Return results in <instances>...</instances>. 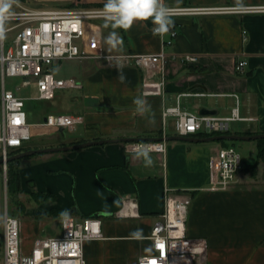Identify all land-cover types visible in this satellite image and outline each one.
Masks as SVG:
<instances>
[{
	"label": "crops",
	"instance_id": "0c3cea01",
	"mask_svg": "<svg viewBox=\"0 0 264 264\" xmlns=\"http://www.w3.org/2000/svg\"><path fill=\"white\" fill-rule=\"evenodd\" d=\"M36 1L55 8L91 7L107 2ZM164 3L225 6L264 4V0H164ZM171 18L179 35L173 45L165 48L166 52L192 54L198 59L193 63L171 59L163 77L153 80H145L144 73L134 64L115 59L119 55L156 54L163 50V39L153 34L151 18L134 21L128 30L113 29L111 22H87L81 49L92 56L77 60L75 76L65 78L81 84L72 89L80 92L74 101L81 112L76 116H81L83 123L77 129L64 130L69 135L61 136L62 143L53 146L110 138L176 136L177 129L172 133L168 128L169 118L176 125V117L163 116L166 108L174 106L196 114L207 108L220 118H231L236 110L238 118L228 121L229 134H264V14ZM112 32L118 34L116 44L108 42ZM240 60L248 63L243 71H236ZM89 97L95 98L97 105H86ZM137 99L145 103L137 105ZM139 107L143 112L137 110ZM2 115L0 101V118ZM189 137L208 135L201 130ZM126 143L48 153L29 159L27 164L20 160L23 192H31L27 189L28 182L35 192L51 195L39 210L31 213V219L21 218L27 252L46 229L47 236L57 233L49 227L51 221L60 220L62 225L64 217L73 210L71 216L76 220L90 216L102 220L103 238L84 244L90 264H138L141 256L154 252L150 236L154 224L161 219L164 190L169 187L191 194L187 231L190 237L207 239L208 264H264V161L258 159L257 144L250 148L255 151L254 160L243 161L235 183L229 189L216 190L211 185L212 158L219 148L233 141L171 140L166 141L165 154L130 153L126 151ZM128 198L137 200L139 217L118 215ZM52 208L64 214L43 216ZM137 230H142L139 238L133 236Z\"/></svg>",
	"mask_w": 264,
	"mask_h": 264
},
{
	"label": "built area",
	"instance_id": "2783aa9c",
	"mask_svg": "<svg viewBox=\"0 0 264 264\" xmlns=\"http://www.w3.org/2000/svg\"><path fill=\"white\" fill-rule=\"evenodd\" d=\"M17 9H9L0 23V101L3 108L0 120V164L5 175L8 159L35 137L72 129L83 123L81 116L72 114H48L39 122H31L26 109L27 100H54L56 92L65 88H79L81 84L73 78L56 76L53 66L63 60H83L91 57L81 49L86 37L87 22H109L104 16V6H74L64 8L30 7L21 0H13ZM171 17L227 14H264V4L225 6H167ZM7 22L12 25L6 27ZM155 26H152V30ZM14 32L12 44L6 47V36ZM179 30L173 25L163 37V50L156 54H127L115 59L124 64H134L145 76V80L161 78L169 60L178 59L193 63L198 57L192 54H170L166 47L173 45ZM160 36V35H159ZM112 59V57H108ZM246 60H240L236 71H243ZM10 77H22L16 89L7 87ZM163 82L160 84V86ZM36 87L32 96L20 94L22 89ZM164 118L176 117L178 135L192 136L204 130L208 136L226 134L228 121L238 118L234 110L231 118L214 115L201 116L183 112L179 106L166 108ZM126 151L166 153V141H135L125 145ZM241 153L233 145L218 149L212 158L211 185L216 190L229 189L242 169ZM164 210L151 232L154 252L141 256L138 264H208V241L203 237H190L187 231L189 207L192 196L187 191L169 187L164 190ZM122 217H139V204L135 198L123 202L118 212ZM3 264H90L85 257L87 240L103 238L102 220L98 216L76 220L71 215L64 217L62 234L38 237L27 252L22 238V219L10 214L6 207L3 229Z\"/></svg>",
	"mask_w": 264,
	"mask_h": 264
},
{
	"label": "rangeland",
	"instance_id": "374dc122",
	"mask_svg": "<svg viewBox=\"0 0 264 264\" xmlns=\"http://www.w3.org/2000/svg\"><path fill=\"white\" fill-rule=\"evenodd\" d=\"M23 4L27 6H41L42 8H55L45 5V3H40L36 0H21ZM97 0H81L83 3L87 2H93ZM38 2V4H36ZM40 4V5H39ZM44 5V6H43ZM18 7L16 5L11 4L10 9H17ZM12 25V22H7L6 27ZM15 36L14 32H9L6 36V47L12 44L13 38ZM1 47V45H0ZM79 64V61L77 60H63L61 62H58L54 65V73L58 77H74L75 72L74 70L77 69V66ZM24 78L22 77H10L7 78L6 84L8 88L16 89L17 86H20L22 83V80ZM36 93V87L31 86L26 89H22L20 94L25 96H32ZM80 92L77 89L72 88H65L62 90H58L56 92V97L54 100L45 101V100H27L26 101V109L29 113L30 121L31 122H39L42 117L48 115V114H68L72 113L75 115L81 114L80 110L78 109L76 102L74 101V98L79 94ZM2 119V116L0 120ZM79 128V126H74V129ZM168 128L169 131L172 133L176 132V125L175 121L171 120L169 118L168 120ZM71 129V128H70ZM70 129L68 131H70ZM70 132L64 131V134H54L47 133L46 135L42 137H35L33 140L28 141L25 143L22 149L30 150V149H38V148H44L53 146L56 144H61L59 138L63 139L61 136L65 135L68 136ZM256 141H236L232 143L234 147L241 153L243 161H253L255 157V151H251V146H256ZM58 146V145H57ZM48 153H37L35 155H31L25 158H22V164H27L29 159L32 158H39L47 155ZM54 154V153H51ZM8 173V172H7ZM27 189L31 192L33 190V186L28 184L26 182ZM47 200L45 201H36L31 197V194L21 192L11 193L8 188V176L5 175L4 170L0 167V264H3V239H4V215L6 212V207L8 208L10 214H15L20 216L24 219H31V213H35L34 211L39 210L40 206L45 204ZM49 227L54 228L57 230V233L55 235L60 236L62 225L60 220L51 221L49 224ZM52 235V234H51ZM54 235V234H53ZM47 236V229L46 233L41 235Z\"/></svg>",
	"mask_w": 264,
	"mask_h": 264
},
{
	"label": "clouds",
	"instance_id": "9594fccd",
	"mask_svg": "<svg viewBox=\"0 0 264 264\" xmlns=\"http://www.w3.org/2000/svg\"><path fill=\"white\" fill-rule=\"evenodd\" d=\"M12 2L13 0H0V23L5 18V14L9 12ZM103 12L106 20L111 22L113 29L128 30L134 21H147L151 18L155 26L153 34L163 37L173 26L172 10L165 5L164 0H107ZM0 36H2V28H0ZM108 42L118 43V34L110 33ZM135 103L142 106L145 102L137 99ZM137 110L143 112L144 109L139 107ZM141 231L137 230L133 236L139 238Z\"/></svg>",
	"mask_w": 264,
	"mask_h": 264
},
{
	"label": "water",
	"instance_id": "95a60500",
	"mask_svg": "<svg viewBox=\"0 0 264 264\" xmlns=\"http://www.w3.org/2000/svg\"><path fill=\"white\" fill-rule=\"evenodd\" d=\"M97 100L95 98H86L85 104L88 106H95L97 105ZM215 111L202 108L199 111V115L201 116H208V115H214ZM47 117H44V120H46ZM64 128H60L59 132H64ZM264 138V134H257V135H236V134H218L213 136H208L204 138H195V137H189V136H181L176 135L172 137H157V138H110V139H100V140H91V141H85L81 143L76 144H69V145H60V146H49L44 148H38V149H30L26 151L19 152L17 154H14L9 157L8 162H11L13 160H21L22 158L35 155L37 153H63V152H70V151H77L83 148L95 146V145H103V144H109V143H119V142H129V141H171V140H177V141H189V142H213V141H257L258 139ZM2 163V160H0V164ZM73 213V210H70L67 215H71Z\"/></svg>",
	"mask_w": 264,
	"mask_h": 264
},
{
	"label": "trees",
	"instance_id": "16d2710c",
	"mask_svg": "<svg viewBox=\"0 0 264 264\" xmlns=\"http://www.w3.org/2000/svg\"><path fill=\"white\" fill-rule=\"evenodd\" d=\"M106 2H98L94 3L93 5L97 6H104ZM226 142V141H224ZM230 144H225V146H229ZM257 149H258V159L264 161V138L257 140ZM26 151V149H20L15 154ZM254 167V166H253ZM8 188L11 193L21 192L23 191L21 188V176H20V160H13L9 162L8 164ZM31 194V197L36 201H45L51 198L50 194L47 193H41V192H29ZM64 214V212L52 208L48 212L43 213V216H53V215H61Z\"/></svg>",
	"mask_w": 264,
	"mask_h": 264
},
{
	"label": "snow or ice",
	"instance_id": "6c2138e0",
	"mask_svg": "<svg viewBox=\"0 0 264 264\" xmlns=\"http://www.w3.org/2000/svg\"><path fill=\"white\" fill-rule=\"evenodd\" d=\"M153 264H154V262H153Z\"/></svg>",
	"mask_w": 264,
	"mask_h": 264
}]
</instances>
